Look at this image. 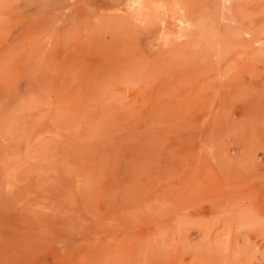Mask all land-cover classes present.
Masks as SVG:
<instances>
[{
	"label": "rangeland",
	"instance_id": "374dc122",
	"mask_svg": "<svg viewBox=\"0 0 264 264\" xmlns=\"http://www.w3.org/2000/svg\"><path fill=\"white\" fill-rule=\"evenodd\" d=\"M221 1L0 0V264H264V0Z\"/></svg>",
	"mask_w": 264,
	"mask_h": 264
},
{
	"label": "bare ground",
	"instance_id": "6f19581e",
	"mask_svg": "<svg viewBox=\"0 0 264 264\" xmlns=\"http://www.w3.org/2000/svg\"><path fill=\"white\" fill-rule=\"evenodd\" d=\"M231 4V0H222L221 1V3H222V5L224 6L225 4L227 5L228 4V2ZM225 3V4H224ZM223 6H222V8H223ZM225 7V6H224ZM227 7H230L231 8V6L230 5H228ZM233 9V8H232ZM224 10V9H223ZM224 11H226V10H224ZM228 11V10H227ZM227 11H226V14H227ZM224 15H225V13H224ZM226 16H228V15H226ZM183 26V25H182Z\"/></svg>",
	"mask_w": 264,
	"mask_h": 264
}]
</instances>
